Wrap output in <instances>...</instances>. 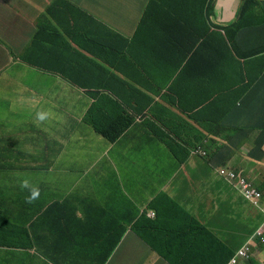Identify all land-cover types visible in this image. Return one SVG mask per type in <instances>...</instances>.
Returning a JSON list of instances; mask_svg holds the SVG:
<instances>
[{"label": "crops", "instance_id": "crops-1", "mask_svg": "<svg viewBox=\"0 0 264 264\" xmlns=\"http://www.w3.org/2000/svg\"><path fill=\"white\" fill-rule=\"evenodd\" d=\"M53 1L0 0V32L5 39L11 40V47L5 44L10 57H13L12 53L22 54L26 43L33 46L40 40H32L36 24L44 19L53 21V16L69 19L70 26L56 27L63 30L66 37L76 34L83 50L87 51L95 52L97 47L94 42L89 45V17L98 22H111V28L127 38L135 31L137 17L119 13L121 1L133 5V10L138 12L134 0H68L86 12L87 17L62 2L49 13L47 9ZM97 29L95 27L94 30ZM125 47V43L116 47V55L109 58V71L101 84L116 95L130 96L141 88L154 96L156 85L147 84L149 88H145L137 82L141 77L136 58L120 55L119 50ZM100 54H105V50L102 49ZM2 59L0 45V61ZM102 61L97 59L100 64ZM9 63H12L11 59ZM96 71L88 75L81 72L80 75L87 76L92 83ZM161 80L164 85L166 77L162 76ZM251 90L261 97L264 105V81H258ZM73 91L82 93L62 76H54L42 82L37 103L23 107L11 102L5 108L6 122L16 124L32 138L37 152L49 159L51 168L48 173L27 180L29 193L32 188L38 189L35 198L14 214L0 218V264H154L157 254L149 249L146 253L144 242L133 228L128 227L127 232L126 228L133 218L138 219L139 212L163 193L176 199L207 227L209 223L205 219L208 215H213V223L222 227L239 221L240 210H233L235 202L248 217L261 218L259 211L251 210L226 186L219 192L220 203L226 207L224 210L218 196L203 179L209 172L207 163L191 153L197 147L216 152V145H221L224 132L209 127L203 129L199 111H189L190 106L178 108L173 105L161 111L164 120H168V126H161L160 130L182 142L186 148L180 154H186L187 161L180 165L173 153L175 150L155 138L153 131L156 128L149 119L130 127L116 143L109 142L81 122L88 105L80 109L81 117L72 123L71 118L78 116L69 114ZM163 91L166 94L167 87H163ZM60 99L66 108L63 116L45 107L47 101ZM196 99L194 83L192 96L186 102H195ZM37 113H48L51 122L41 125ZM180 116L187 122H181ZM53 122L64 128L54 141ZM66 130L70 142L58 149L55 143L62 136L67 137ZM203 134L207 135L204 141ZM211 204L214 212L209 211ZM239 229L242 231V226ZM225 244L236 249L233 238ZM207 250L209 252V248ZM255 256L257 260L244 264L259 263L258 260L262 261L259 264H264V246L260 245L255 250ZM165 264L169 263L165 261Z\"/></svg>", "mask_w": 264, "mask_h": 264}, {"label": "trees", "instance_id": "trees-1", "mask_svg": "<svg viewBox=\"0 0 264 264\" xmlns=\"http://www.w3.org/2000/svg\"><path fill=\"white\" fill-rule=\"evenodd\" d=\"M260 1L242 0L236 19L230 25L214 24L211 21L208 9L214 6V0H134L138 12L133 10V5L121 1L119 13L133 14L137 17L135 33L131 38L112 29L109 25L111 22H98L95 18L89 17V45L93 42L97 43L95 52L89 51L100 54L102 49L105 50V54H102L104 59L99 66L96 62H84L81 59L79 50H83V47L78 42L79 38L76 34L66 37L63 35V30L56 27V25L70 26L69 19H59L54 16L53 21L48 22V19H44L36 24L32 37V40H40H37L33 46H30V42L26 43L22 54L10 52L13 54L11 64L18 63V66H9L11 65L8 61L9 55L5 50V66L0 71V85L3 83L1 77L5 75V79L8 80L11 78V72H18L23 76L29 71L31 78L23 82L11 78L14 82L5 83V88L0 89V108L8 107L11 102L23 107L37 103L38 90L42 82H47L54 76H63L73 69L87 75L96 69V76L91 84L94 87L100 85L107 73L109 58L116 55L115 52L118 50L116 47L121 43H125L126 47L119 50L120 55L132 56L138 61L136 66L139 68L141 79L137 82L145 88H149L147 84L156 85L155 95H148L141 88H137V93L130 96L115 93L110 96H95L94 92L88 90L80 95L73 91L69 114L78 116L71 118L72 123H75L79 116L81 117L80 109L84 107V100L89 94L93 95L97 101L87 112L84 121L96 132L115 143L130 127L138 123L137 119L150 118L151 122L156 116H161V111L172 105L177 106L179 95L184 90L192 89L197 73L202 77V107L212 106L215 103L236 105L245 90L257 80L264 81V31L259 30L264 29V19L254 17ZM61 2L85 17L88 16L68 0L53 1L47 11L52 13L62 5ZM95 27H98L97 31L94 30ZM53 44H55L54 48ZM163 58L169 59L163 63ZM162 76L166 77L164 85H162ZM170 81L173 85H179L178 93L168 91L165 94L163 87ZM172 94L174 96H170ZM257 95L250 89L249 97ZM250 100L255 105V101L251 98ZM261 100L260 98L257 102L254 113H248L235 121L233 129H240L238 132L235 131L239 133L240 138L234 139V146L250 128L260 132L258 139L240 159L246 157L250 161L246 179L259 195L258 197L254 195L252 200L254 206L250 208L253 211L264 212V168L262 167L264 166V105ZM61 104L63 106H60ZM45 107L57 115H66V108L61 99L49 100L45 103ZM1 110L0 137L5 142V155L2 160L10 170L14 159L11 133L15 130L7 125ZM246 117H250L253 122L249 128L241 130ZM63 131V127L60 128L53 122V141ZM66 132L67 137L62 136L55 143L58 149L70 142L69 132L67 130ZM157 137L162 140L160 136ZM171 138L166 137L163 144L174 149V154L182 163L187 155L180 156V153L186 149L181 147L182 142ZM229 138L231 135L227 137ZM233 156H235L233 152L221 154L215 159L212 156L211 164L214 168L223 166ZM42 159L47 164L50 163L46 157L42 156ZM6 179L5 173V181ZM163 195L157 197L151 205L156 209L157 218L146 220L145 217H140V223L135 226L140 238L161 257L172 264H212V262L226 264L235 255L236 250L227 246L226 240L221 239L218 234L198 221L176 199ZM239 197L243 199L241 195ZM230 199L226 205L229 204ZM259 216L263 220V217ZM250 223L256 228L255 230L260 229V220H251ZM185 246L187 250L183 248Z\"/></svg>", "mask_w": 264, "mask_h": 264}, {"label": "clouds", "instance_id": "clouds-1", "mask_svg": "<svg viewBox=\"0 0 264 264\" xmlns=\"http://www.w3.org/2000/svg\"><path fill=\"white\" fill-rule=\"evenodd\" d=\"M214 3H215L214 6L208 9L209 14L211 15L210 17L211 21L214 24L230 25L236 19L237 11L242 3V0H214ZM254 17L259 19H264V0L260 1L258 7L256 8V13ZM259 30L264 31V29H259ZM0 45L2 46V54H3V59L0 61V71H2L3 67L5 66L4 63L5 50L7 49L5 48V42L3 40L0 41ZM79 52L81 54V59L84 62H96L98 66L100 65V63L97 62V59L99 60L104 59V55L102 54H96L87 50H79ZM10 59L13 61V57L8 56V61ZM168 59L169 58H163V63ZM12 65L18 66V63H14L9 66ZM108 71L109 69H107V72ZM80 74L81 72L79 70L73 69L71 72L64 74L62 77L66 79L67 83H69L79 92H84L88 90L89 92H94L95 96L114 95V92L112 90L103 86L102 84L95 87L91 86L90 79L87 76H82ZM13 78L16 79L15 77H12V79ZM201 78L202 77L200 73L195 74L193 85L195 83V93L197 95L196 101L186 102V100H188L192 96L193 93V86H192V89L190 91L184 90V92L179 95L180 96L179 104L176 107L184 108V106H190L189 111L191 112L199 111L201 115L200 122L203 129L209 127L211 129L223 131L224 133H223V139L221 140V145L219 146L216 145L217 148L216 152H207L204 149H202V147H197L192 151L191 154H194L202 158L207 163L209 172L207 173V176L203 177V179L206 181V183L209 185L210 188L213 185H215L217 191H219L223 186H226L228 189H230L238 196L241 195L244 200L243 203L246 206L252 207L254 206L252 202L254 195H256L257 197L259 195H257V190L251 187V184L246 179L249 172L247 167L249 166L250 161L246 159V157H243L241 159L240 157L242 154H245L247 150L251 148L252 143L258 139L260 132L255 128H250L248 131L245 132L239 143L236 146H234V139L236 137L237 140L240 138L239 133H236L235 131L238 132L240 129L234 130L233 126L235 121L238 120L239 118L247 115L248 113H254L255 106L261 97L259 95H257L256 97H249L248 94L252 86L255 85L260 80H257L250 88H248L243 92V94L240 97V100L237 102L236 105L229 103H215L212 106L208 105L202 107ZM8 80L12 81L11 78ZM164 87H167V92L173 91L178 93L179 85L177 84L173 85L172 81H170V83H167ZM250 98L255 101V105L251 103ZM96 101H97L96 98L93 95L89 94V96L86 98L84 103V106L88 105V108L85 109L81 119V122L85 126L93 130L94 128L90 124L86 123L84 121V118L87 112L89 111V109L91 108V106L95 104ZM2 116L5 118L4 114ZM36 116L41 125H47L51 122V120H49L48 117L49 114L47 115L45 113H37ZM179 119L181 122H187V120L182 116H180ZM137 120L138 122L146 121V119L144 118H140ZM166 122H168V120H164L162 115L156 116V118H154V120L150 122L153 125V127L156 128L153 131V135L157 140L161 142H163V140L166 137H171V135H169L168 133L160 130L161 126H166V127L168 126ZM252 122L253 120L250 117L244 118L243 125L241 126V130H246L247 128H249V125ZM6 123L15 130V132L11 133V139H12L11 144L13 147L14 159L12 165L10 166V170H8L7 167L5 166V162L2 160V157L5 155V142L0 137V218L5 217V214H14L27 201L30 202L31 199L35 198L38 195V189L32 188L29 193V191L26 188L28 187L27 180L39 175L46 174L50 171L51 168V164L50 163L47 164L42 159V156L37 152L35 143L33 142L32 138L29 135L25 133L21 128H19L16 124L10 122H6ZM229 135H231V138L227 139ZM157 136H160L162 140L159 139ZM206 138L207 135L203 134L202 141H204ZM171 139L174 138L172 137ZM181 147L185 148L184 144H182ZM228 152L235 153V156H233V158L230 161H228L225 165L214 168L211 164L212 156H214L215 159L219 157V155L221 154L223 155ZM180 156H184V155L180 154ZM186 161L187 158L182 163H180V161L178 160L180 165L184 164ZM241 163H246L248 166L247 167L241 166ZM235 165L237 167H235ZM262 167L264 168V166ZM5 173L7 178L6 181H5ZM163 194L157 197L164 196ZM167 196L170 199H173L169 195ZM156 198L153 201H155ZM153 201L151 202L149 207L143 209L142 212H139L138 219L133 218V220L129 222L126 228V232L128 230V227H132L134 232L136 233L135 226L140 223V217H145L146 220L149 219L155 220L157 218L156 209L152 208L151 206ZM250 201L252 204H250ZM259 213L263 217V220L259 218V220L261 221L260 229L254 230V232L251 235H249L248 241L244 245H241L235 249L236 253L234 256L230 258V260L237 255L238 250L242 247L248 251V257H239L238 264H240L241 259L244 262L249 260L251 261L257 260V257L255 256V250L258 249L260 245L264 246V216H263L264 212L260 211ZM144 246L148 247V249L151 252L152 251L155 252L157 254L156 256L161 258L164 262L166 261L167 263L172 264L168 260L161 257L146 242H144ZM183 248L187 250L186 246ZM230 260L226 264H228ZM258 261L259 263L262 262L261 260Z\"/></svg>", "mask_w": 264, "mask_h": 264}, {"label": "rangeland", "instance_id": "rangeland-1", "mask_svg": "<svg viewBox=\"0 0 264 264\" xmlns=\"http://www.w3.org/2000/svg\"><path fill=\"white\" fill-rule=\"evenodd\" d=\"M0 38L5 42V44L8 47H11V45L9 43V42H11V40L10 39H5V36L1 32H0ZM10 74H11L10 75L11 78L12 77H15L17 79V81H19V82L29 81L30 78H31V73L29 71H27L23 76H21L20 74H18V72H15V73L14 72L13 73L11 72ZM1 79H3L4 82L0 85V89H4L5 88V83L6 84H9V82H12L10 80H6L5 79V75H3L1 77ZM1 109H2L1 110L2 113L5 115V107H3ZM241 166H246L247 167L248 165L246 163H241ZM256 176H258V173L256 174ZM211 189L218 196V198H219V204H220V206H222L221 203H220V194H219V192L221 190L217 191L215 185H213L211 187ZM213 206H214L213 204L210 205L209 211L214 212ZM222 208L224 210H226V207H223L222 206ZM233 210H235L237 212L240 210L239 213H238L239 214V216H238V220L239 221H237V220L234 219L235 220V223H231L229 226L222 227L218 223H213V221H212L213 220V215H208L206 217L205 221L207 223H209V227L214 232H216L219 236L223 237L227 242L228 241H231V238H233L235 240L236 246L239 247L241 245H244L248 241L249 235H251L254 232V230L256 229L255 227H253L251 225L249 219L250 220H253V221H256V219H254V218H252L250 216L248 217L247 214L245 215L243 213L242 207H239L238 203H236V202L233 204ZM210 221H212V222L210 223ZM240 226H242V231H240V229H239ZM229 233H230V235H229ZM147 249H148V247H146V249H145L146 250V253H147ZM154 264H165V262L161 258L158 257L154 261ZM240 264H244V261L242 259L240 260ZM254 264H259V263H254Z\"/></svg>", "mask_w": 264, "mask_h": 264}, {"label": "built area", "instance_id": "built-area-1", "mask_svg": "<svg viewBox=\"0 0 264 264\" xmlns=\"http://www.w3.org/2000/svg\"><path fill=\"white\" fill-rule=\"evenodd\" d=\"M239 257H248V251L245 248H240L235 257H233L228 264H238Z\"/></svg>", "mask_w": 264, "mask_h": 264}, {"label": "bare ground", "instance_id": "bare-ground-1", "mask_svg": "<svg viewBox=\"0 0 264 264\" xmlns=\"http://www.w3.org/2000/svg\"><path fill=\"white\" fill-rule=\"evenodd\" d=\"M199 239V238H198Z\"/></svg>", "mask_w": 264, "mask_h": 264}]
</instances>
